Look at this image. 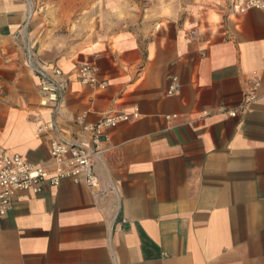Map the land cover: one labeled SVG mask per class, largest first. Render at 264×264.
<instances>
[{"label": "crops", "instance_id": "obj_1", "mask_svg": "<svg viewBox=\"0 0 264 264\" xmlns=\"http://www.w3.org/2000/svg\"><path fill=\"white\" fill-rule=\"evenodd\" d=\"M31 63L51 81L62 71L57 103H43ZM82 63L108 86L82 84ZM135 108L138 118L107 131L97 187L64 179L16 193L0 264H264V11L0 0V149L42 165L57 133L89 145L82 115L97 123ZM52 120L59 131L37 136Z\"/></svg>", "mask_w": 264, "mask_h": 264}, {"label": "built area", "instance_id": "obj_2", "mask_svg": "<svg viewBox=\"0 0 264 264\" xmlns=\"http://www.w3.org/2000/svg\"><path fill=\"white\" fill-rule=\"evenodd\" d=\"M209 1L222 4L227 12L232 15H239L251 9L264 11V0ZM31 66L45 82L42 92L47 93L48 98L43 103H57L65 90L62 71L59 68H54L55 77L61 80L51 81L45 69L33 63H31ZM77 73L80 82L84 85L96 89H104L108 86L107 81L100 79L99 68L94 64L82 63L78 67ZM172 81L173 83L168 90L169 95L175 94L180 87L177 77H173ZM258 85L259 83L256 82L255 86ZM254 99L255 93H250L241 110H244ZM237 113H239L238 109L229 111V114L233 116ZM139 116V108H135L132 112L105 115L97 123L85 122V115H82L79 117L78 122L90 136L89 145L71 143L57 133L51 141V159L42 165L33 164L18 153L0 149V229L12 207L13 198L19 191L25 190L38 193L42 191L45 183L58 186L64 179H71L75 183H85L88 186L97 187L98 178L95 174L94 159L102 152L103 142L109 138L107 131L121 122ZM46 131H59L54 120L40 127L37 136Z\"/></svg>", "mask_w": 264, "mask_h": 264}]
</instances>
